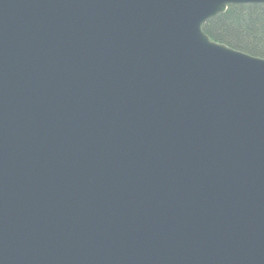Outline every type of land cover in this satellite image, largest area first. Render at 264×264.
<instances>
[{
	"label": "water",
	"instance_id": "obj_1",
	"mask_svg": "<svg viewBox=\"0 0 264 264\" xmlns=\"http://www.w3.org/2000/svg\"><path fill=\"white\" fill-rule=\"evenodd\" d=\"M247 3L0 0V264H264Z\"/></svg>",
	"mask_w": 264,
	"mask_h": 264
},
{
	"label": "trees",
	"instance_id": "obj_2",
	"mask_svg": "<svg viewBox=\"0 0 264 264\" xmlns=\"http://www.w3.org/2000/svg\"><path fill=\"white\" fill-rule=\"evenodd\" d=\"M203 29L213 40L264 58V3L230 4Z\"/></svg>",
	"mask_w": 264,
	"mask_h": 264
}]
</instances>
